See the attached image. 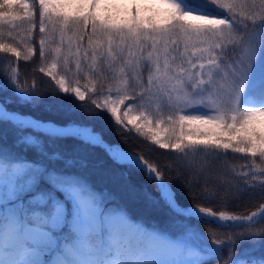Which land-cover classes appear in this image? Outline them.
Listing matches in <instances>:
<instances>
[{
	"label": "snow or ice",
	"instance_id": "snow-or-ice-1",
	"mask_svg": "<svg viewBox=\"0 0 264 264\" xmlns=\"http://www.w3.org/2000/svg\"><path fill=\"white\" fill-rule=\"evenodd\" d=\"M207 3L220 11L159 0L163 13L145 15L133 6L117 16L105 0H38L39 32L46 31L44 19L53 33L60 25V46L50 49V66L32 69L35 85L15 69L0 84L6 93L0 125L13 136L11 143L0 140V264H211L213 258L264 264V11L243 15L235 11L243 5L233 0ZM33 15L28 0L0 7V26L7 27L0 30V52L21 56L13 33L17 21ZM5 35L10 42H3ZM49 39L39 38L40 60ZM133 48L140 59L131 73L126 56ZM36 51L27 47L24 59ZM61 61L63 74L57 72ZM153 98L171 127L160 120L154 128L148 116L132 115L133 106ZM41 104L55 118L21 111ZM103 116L118 133L131 125L129 132L173 151L153 157L109 144L94 123ZM94 149L112 166L90 159ZM229 150L244 154L233 161L250 160L239 169L243 175L228 163ZM131 169L153 181V189L133 183ZM169 176L185 182L190 193L198 189L193 200L202 206L181 207ZM249 191L258 192L259 202L230 214ZM124 195L165 211V226L134 222ZM190 218L232 222L222 226L233 231H201Z\"/></svg>",
	"mask_w": 264,
	"mask_h": 264
},
{
	"label": "trees",
	"instance_id": "trees-1",
	"mask_svg": "<svg viewBox=\"0 0 264 264\" xmlns=\"http://www.w3.org/2000/svg\"><path fill=\"white\" fill-rule=\"evenodd\" d=\"M7 0H0V7L6 3ZM105 2L108 4V11L111 12L113 15L122 16L124 14L130 13L133 6L139 7L141 11L145 15H152L154 13H163L164 9L159 4V0H140L139 3H134L133 0H105ZM30 7L33 9V17H25L21 21H17V28L16 31L13 33L16 36L17 43L13 46L18 47L19 51L21 52L20 57H15L12 53H3L0 52V57H3L10 61L12 63V69H15L21 77H24L25 80H27L29 83H32L35 85L36 81H33L30 79V76L32 75V69L37 66H50V63L54 57V53L52 55H49L50 49H54L55 47L60 46L59 45V28L60 25H57L56 31L53 33L52 23L46 19L43 20L44 26H45V33L39 32V26L41 23L42 18L38 15L37 9H38V0H30L28 1ZM187 3L193 7H202L205 10L212 11L207 5H198L193 2V0H187ZM264 9V7H263ZM215 12V11H214ZM22 14V10H21ZM35 25V27H33ZM0 30H3L5 33L7 32L6 26H0ZM30 30V31H29ZM67 31L68 36H72L75 33V29L72 30H65ZM54 35L55 41L51 39V37ZM88 35H90V28L86 30L85 35V45L87 42ZM42 36H48L50 39L45 45L44 51H45V58L43 60L38 59L39 55V38ZM3 42H10L5 35L3 38ZM33 47L34 49H37L36 52L33 53V55L28 59H24V54L26 52L27 47ZM68 51L66 45L62 48V56L66 54ZM35 61V63H33ZM63 66L62 61L58 63L57 72L60 74H63ZM7 70L4 69V66L0 64V84H4V81L2 80V75L6 76ZM26 73L28 75H26ZM36 80H39L41 78L39 73H36ZM45 81H49V77H44ZM54 83V82H53ZM86 84L85 80L80 81V86H83ZM75 86V85H74ZM6 93L3 91H0V100L4 98ZM50 102V101H47ZM65 103H69V101H65ZM22 112L32 114L37 117L41 118H55L53 116V113L45 111V105L41 104L38 108L32 109L30 107H24L21 109ZM141 115H144L145 113L143 111L140 112ZM132 115H135L134 112H132ZM149 119L153 122V127L155 128L159 122V118L155 115H148ZM99 130H102L104 134L105 140L110 144H118L124 149L131 150L132 152H135L139 155H147V156H161V153H170L173 150H161L158 148V146L151 145L150 139H148L146 136L135 133L134 130L132 132H129L128 129L131 128V125H128L127 128L123 130V132L118 133L117 127L114 122L108 117L103 116L99 118L97 121L94 122ZM165 125V124H164ZM166 128V126H164ZM147 132V129L144 130ZM13 139L12 133L3 125H0V140H3L5 143H11ZM147 140V145H145L144 141ZM149 147L151 148V151H149ZM144 149L142 152L141 149ZM67 150L71 151V146H67ZM93 155L90 156V159L93 161L98 159H103L108 162V166L111 165V161L108 160V157L99 149L92 150ZM222 153V150H221ZM223 154V153H222ZM228 163L233 166H239V165H247L250 160H244V159H237L235 161L232 160L233 156L236 157H243L244 154H235L232 153L231 150L228 151ZM163 159H166V156L161 157ZM29 159H36L35 153H29ZM258 162V161H257ZM115 167V166H113ZM131 173V180L133 183H135L138 187L140 186H147L150 190L153 189V181H151L148 177H146L143 172L138 171L136 169L129 170ZM166 179H169L174 192L176 193L177 201L180 205L183 207H192L194 204H200L202 206V202L200 201H194L193 195L196 194L199 190L193 189L192 193L188 191V188L185 186V182H182L180 178H177L176 176H169L166 177ZM258 178L257 181H259ZM254 183L251 181L249 184L251 185ZM109 188L113 190L114 193L119 195L118 188L116 185L111 184L109 182L108 184ZM260 200V196L258 192H247V194L238 202H235L231 205V207L235 208L237 211H235L232 214H243L248 207L253 205L254 203H258ZM121 202L126 206L127 211L132 218L134 222H144L146 224H150L153 227H156L157 225H160L161 227L165 226L166 221L168 220V216L165 213V211H157L155 209H151L147 207L142 201L134 200L126 195L121 197ZM253 210H255L253 208ZM190 222L198 227L201 231L205 229H211L215 231L216 233L223 236L225 232L231 234L233 231V228H225L219 223H204V220H198L196 218H190ZM231 224V223H229ZM235 231L239 232L242 231V229L236 228ZM260 252V249H256V254L258 255ZM221 257L226 259V253L222 252ZM211 264H224V259H216L213 258L211 261Z\"/></svg>",
	"mask_w": 264,
	"mask_h": 264
},
{
	"label": "rangeland",
	"instance_id": "rangeland-1",
	"mask_svg": "<svg viewBox=\"0 0 264 264\" xmlns=\"http://www.w3.org/2000/svg\"><path fill=\"white\" fill-rule=\"evenodd\" d=\"M30 1V0H28ZM193 2L195 4H198V5H207L206 7H208L209 9H211L212 11H215V12H219L220 10L217 9V8H213L211 5H209L207 3V0H193ZM234 3H240L243 5L242 8H237L235 11L237 12V14H240L242 13L243 15H248L252 12H261V11H264L263 7L261 6V0H233ZM65 37L67 38L68 35H67V31H65ZM59 40V39H58ZM59 43V42H58ZM129 43H131L129 41ZM65 45H67V39H65ZM180 50L181 52L183 51V44L180 45ZM132 52H133V56L132 57H127L126 56V60L129 62L128 63V66L126 68V71L127 72H131V73H134L135 72V69L132 67V65L136 64L139 59H140V53H138L136 51L135 48L132 49ZM163 55V53L161 52V56ZM0 64H2L4 66V69L7 70V74L9 72L12 71V66L10 67L9 65H11V62L8 61L7 59L3 58V57H0ZM5 76L2 75V80L4 81V83L6 82L5 81ZM143 111L146 115H155L156 117L159 118V121L160 120H163L164 121V126H166V128L168 127H171L172 125L169 124L168 122V113L161 110V107H160V104L158 102H156V99L153 98V100L151 102H144L141 104L140 107H136V106H133V112L135 113V116H141L140 112ZM179 114H183V112L179 113ZM149 118V116H148ZM151 119V118H150ZM142 122V121H141ZM246 166V165H245ZM235 168H237V174L238 175H243L244 172L243 171H240V167L241 165L239 166H234ZM250 174V173H249ZM258 178H261L259 177V175L257 176V179ZM251 181H249L250 183Z\"/></svg>",
	"mask_w": 264,
	"mask_h": 264
},
{
	"label": "water",
	"instance_id": "water-1",
	"mask_svg": "<svg viewBox=\"0 0 264 264\" xmlns=\"http://www.w3.org/2000/svg\"><path fill=\"white\" fill-rule=\"evenodd\" d=\"M124 150H127V149H124ZM127 151H130V150H127ZM130 152H132V151H130ZM132 153H134V152H132ZM134 154H136V153H134ZM181 206V205H180ZM182 207V206H181Z\"/></svg>",
	"mask_w": 264,
	"mask_h": 264
}]
</instances>
